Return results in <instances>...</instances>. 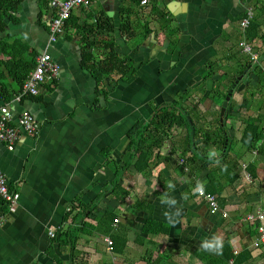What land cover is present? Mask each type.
Masks as SVG:
<instances>
[{
    "label": "crops",
    "instance_id": "1",
    "mask_svg": "<svg viewBox=\"0 0 264 264\" xmlns=\"http://www.w3.org/2000/svg\"><path fill=\"white\" fill-rule=\"evenodd\" d=\"M142 1L103 0L87 9L75 8L70 25L55 43L49 42L47 22L44 28L37 21L34 0H25L17 15L20 23L8 26L6 34L20 37L28 46L27 60L34 64L38 54L49 53L59 71L52 84H44L37 96L22 97L19 103H11L17 85L0 72V82L11 91L8 101L0 98V106L10 103L13 124L27 110L40 125L34 135L20 130L12 151L0 142V169L9 189L19 196L15 211L5 214L0 225V264H202L203 254L221 256L199 248L200 241L214 234L234 252L253 250L257 235L245 215L264 211L260 199L264 190L248 187L243 176L232 186L226 184L218 201L227 212L224 219L211 214L193 192L197 181L207 179L204 166L197 170L174 164L168 138L155 152L151 167L140 173L130 143L158 108L175 104L174 96L195 93L207 63L219 61L220 56L235 60L233 48H240L241 42L251 47V55L260 57L264 42H248L239 23L251 12L250 20L256 19L263 32L264 0ZM102 15L114 24L109 41L119 58L130 59L135 73L125 80L111 74L98 86L81 66V37L93 39V30L84 33L83 27L95 26ZM122 20L132 22L136 36L126 38L121 33ZM168 29L174 34L169 35ZM100 44L92 43V52ZM217 85L208 80L209 91ZM215 99L212 109L217 108ZM240 152L241 166L248 164L250 156L244 159L245 151ZM256 156L257 185L263 187L264 152ZM169 182L174 190L168 189ZM117 183L129 192L120 201L111 194ZM163 193L175 198L182 209L178 222L165 219ZM66 229L73 234V251L49 236L50 231L56 236ZM111 237L115 249L109 251L105 239ZM253 256L247 264L264 263L258 250Z\"/></svg>",
    "mask_w": 264,
    "mask_h": 264
},
{
    "label": "trees",
    "instance_id": "2",
    "mask_svg": "<svg viewBox=\"0 0 264 264\" xmlns=\"http://www.w3.org/2000/svg\"><path fill=\"white\" fill-rule=\"evenodd\" d=\"M24 1L25 0H0V72L5 73L17 85L19 90L18 92L14 91V94H18L21 91L27 75L34 66L33 62L31 60H27L26 58L28 46L22 43L19 38H14L6 34L10 24L17 25L20 23V18L17 15L19 14L21 5ZM51 1L52 0H34L38 9L37 21L39 25L44 28H47L46 17L47 14L49 15V11L51 10L49 7ZM262 10L264 12V7ZM71 20L72 16H70L66 22V26L70 25ZM254 20L255 19L250 20L249 26L244 33V37L251 43L257 39L264 42V34H261L260 26ZM95 23V26L84 25L83 27L84 33L90 34V32L86 30L91 29L93 30L92 33H94V36L92 40H90L89 37L86 39L81 37V41H83L81 42V66L92 74L94 79L97 81L98 86L103 85L104 82L110 78L111 74L120 75V79L124 80L131 78L135 73V69L131 65L130 59L119 58L117 52L115 51L114 43H112L111 40L109 41L110 35L114 32V24L109 19H103V15L98 17ZM135 28L136 27L132 24V22H129L128 20H122L120 24V31L124 36H126V38H133L136 36ZM95 34H97V37ZM168 34H174V30L168 29ZM92 43L96 44V46L101 43L100 47H97L96 53L92 52ZM210 63L212 62L207 63L205 67L206 74L204 75L203 80H210L216 83V81L218 82L221 78L220 75L212 68V64ZM214 63L217 62H213V64ZM245 70L247 71V77L244 78V82H242L245 83V85L240 93L247 91L251 86V83L247 80L252 74L255 77L257 76L255 82V86H257L254 93L260 96L261 99L258 101V105L255 106L256 116H249L243 121L244 127L241 130L238 142L244 147L245 152L249 153L256 151L257 154L261 155V153L264 152V87L261 86L264 85V75L262 74L260 64L257 65L251 59L246 62L244 67L241 65V71L237 76L242 75ZM216 76H218L217 80L215 79ZM237 76L230 82L228 90L223 95V101L231 89L234 90L235 87L239 86H235ZM10 93L11 91L9 87L0 82V98L8 101V98L11 96ZM232 93H234V91ZM254 93H250L249 98L244 97L242 99L239 106H237L236 111L238 113L245 109L251 110V107L254 106ZM209 94L210 91L208 90L204 98L207 99ZM184 96V103L189 100V97L191 98L188 93H184ZM231 97L232 94L230 95V99ZM229 106L230 100L228 102L223 121L220 122L219 116L216 118L215 125L217 127V131L214 133H211L208 130L210 126H206L205 129L196 130L194 121L190 117L188 118V115L191 112L189 110L186 111L185 107H183V109L181 107H176L173 104L171 106L158 108L147 124L140 125L135 139L130 143L131 146H135V169L142 173L150 168L155 152L161 149L160 147L164 144L166 139H170L172 137V130L180 129L181 131H184L185 134L183 140L180 142V149L178 148V150L181 151L182 157L186 156L185 167H193V169L202 170L204 166V170L207 171V179L204 182L205 192L214 195L217 198V201L220 202L222 200L220 195L224 186L226 184L232 186L242 177L241 171L237 170V168L239 169L240 167L239 161L242 157H236V162L231 166V168L229 167L230 169L224 168L222 164L226 163L225 160L229 156L228 150L230 144H232V140H230L226 131V122L230 119L228 111ZM197 134L203 139L196 138ZM211 149H215L218 152L221 161L219 168L217 167V170H214L215 172H212L208 168V163L212 162L208 160L207 153ZM176 150L177 149L172 148L171 154H175ZM199 162H202L201 165H197ZM254 163L255 162L253 161L249 162L245 168L246 173L253 179V181L258 180ZM218 172L221 174L218 175ZM111 194L120 201L125 199L129 195V192L117 183ZM104 216L106 218H113L111 214H104ZM249 227L253 229L252 225H249ZM253 231L256 233L255 229H253ZM55 240L64 246H69L72 251L74 250L73 234L70 229L59 231L55 236ZM111 240L113 243V249H115L114 237H111ZM255 240L256 237L253 241ZM253 250H258L260 257L264 256V253L259 249L253 248ZM253 250L245 249L241 252H234L226 244L223 248V254L220 257L214 258L210 255L203 254L200 257V261L202 264H228L229 261H232L233 264H247L254 258Z\"/></svg>",
    "mask_w": 264,
    "mask_h": 264
},
{
    "label": "built area",
    "instance_id": "3",
    "mask_svg": "<svg viewBox=\"0 0 264 264\" xmlns=\"http://www.w3.org/2000/svg\"><path fill=\"white\" fill-rule=\"evenodd\" d=\"M103 0H52L50 2V9L52 10L50 25H49V42L55 43L57 38L62 36L65 32L66 22L71 16L72 10L75 8L90 7L92 3L101 2ZM147 0H143L142 4H146ZM252 13L249 12L240 23V29L245 32L249 26ZM243 52L249 54L253 61L257 60V56L251 55V47L244 42H241ZM58 66L53 62L49 53H40L34 58L33 70L27 75L21 91L13 97L11 103H19L22 97L37 96L41 87L46 84H52L58 77ZM40 125L35 120L33 115L27 111L22 110L17 117L16 124H13L12 114L10 112V103L0 106V142L4 143L9 151H12L19 139L18 132L21 130L29 135H34L39 131ZM180 164H183L181 160ZM246 174V179L250 176ZM209 208L211 214H220L223 218H227V213L219 206L217 198L204 191L201 195L197 193ZM19 196L16 192L9 189L8 181L0 169V225L5 221V214L13 213L18 203ZM6 210V213H4ZM248 225H252L256 232V240L253 242L252 247L259 249L264 253V211L258 210L256 214H248L245 217ZM117 220H114L116 223ZM51 238L55 237L53 231H50ZM49 232V233H50ZM109 251L113 249V243L110 238L105 239ZM228 264H233L229 261Z\"/></svg>",
    "mask_w": 264,
    "mask_h": 264
},
{
    "label": "rangeland",
    "instance_id": "4",
    "mask_svg": "<svg viewBox=\"0 0 264 264\" xmlns=\"http://www.w3.org/2000/svg\"><path fill=\"white\" fill-rule=\"evenodd\" d=\"M257 11H255V13L257 15L260 14V11H258V12ZM254 21L258 23V21L256 19ZM261 21H263L262 22V25H263L262 28H264V17H262ZM262 30L264 32V29H262ZM263 32H261V34ZM16 38H20V37L16 36ZM233 50H235V54H236L235 60L223 59L224 57L220 56L221 59L219 61L217 59L211 61L212 63H210V64H212V68L217 72V74L220 75L221 80H219L218 82L216 81V84L218 83L217 88H215L214 91H210V94H209L207 99H205L204 96L206 95V92L208 91V89L210 87H208V81H204V80L202 81V85L200 84V85H197L196 88H193V90H196L195 93H193V92L188 93V95L191 96V99H190L189 104H187V103L185 104V106L187 105L186 106L187 108L185 106H183V103L185 100L184 94L174 96V100L177 102L176 104H174V106L181 107V108L185 107L186 111L189 110L191 112L188 115V118L190 117L194 121V125H195L196 130L205 129L206 126H208V127L210 126L208 130L211 133H214L217 131L215 121H216V118L218 116L220 117V108H221V105L223 103V95L228 90V87L230 86V82L240 73L241 65L244 67L246 62L251 59L250 55L242 52V47L239 48L236 45V47L233 48ZM252 53H254V51ZM263 54H264V51H262L260 53V57H258L256 61H253L252 59L251 60L254 63H256L257 65L260 64L262 74L264 75V58H263L264 56H263ZM213 62H217V63L213 64ZM218 76H216V78H215L216 80L218 79ZM256 77L252 74L248 77L247 81L249 83H251V86L248 88V90L246 89L247 91L240 93L243 90L242 89L240 92H238V88L242 83H240V85L233 90L234 93H232V97L230 99V106H229V110H228L230 119L227 120V122H226V131H227L229 138L233 137L234 141H231L232 145H231V147H229V150H228L229 156L225 160L226 163L225 164L222 163L224 168H229V167L231 168V166L234 165V163L236 162L235 155L237 157H240L238 153L240 151H241L240 153H242V151H244L243 150L244 147L238 142L239 136L241 135V130L244 127L243 121L249 116H251V117L256 116V107L255 106L258 105V101L261 99L260 96H258L257 94L254 93L256 91V86H257V85L255 86ZM261 86L264 87V85H261ZM259 87H260V85H259ZM250 93L255 94V97L253 98L254 106L251 107V110L245 109V110H242L238 113L236 111L237 106H239V104L241 103V101L244 97L249 98ZM213 98H216L214 101V102H216V104L217 103L220 104V105L217 104L216 109L211 108V104H212L211 101L213 100ZM191 103H193V105H191ZM171 134H172V137L169 140H172V141H171V144H169V146L171 145V147H173L174 149H177V148L180 149V140H181L180 137L182 135H184L185 132L181 131L180 129H174V130H172ZM209 137H211V136H209ZM196 138H201V136H199L197 134ZM201 139H203V138H201ZM256 154H257L256 151H252V152H250V154L247 152H244L242 156H244L243 157L244 159H249V156H250V160H248V161L252 162L253 160H255V158H258V156H256ZM173 160H174V164H176V165H177V163L180 164L181 160L183 161V164H186V158L182 157L180 150H179V152H175ZM241 162H243V161H239L240 167H239V169L237 168V170L241 171V175L243 176V183H246L248 185V187L254 188V190L257 192L264 190V186L262 187V186L257 185L258 180L253 181L252 178H250L248 180L246 179L245 168H246L247 162L245 164H243V166H241ZM208 164H209L208 166L210 167L212 172H215L214 170H217V167L219 168V166H217L215 164H212V163H208ZM214 175H217V174H214ZM263 185H264V183H263ZM258 196H259V194H258ZM260 199H261V201H262V199L264 200V195H263V198L261 196ZM256 209H258V208H256ZM261 211H262V209H261ZM251 212H252V214L257 213V211H255V210L251 211ZM251 212L249 211L245 215V217L248 214H250Z\"/></svg>",
    "mask_w": 264,
    "mask_h": 264
},
{
    "label": "clouds",
    "instance_id": "5",
    "mask_svg": "<svg viewBox=\"0 0 264 264\" xmlns=\"http://www.w3.org/2000/svg\"><path fill=\"white\" fill-rule=\"evenodd\" d=\"M207 158L210 162L219 166L221 164L218 152L215 149H211L207 153ZM168 189L174 190L175 185L171 182L167 185ZM205 191V184L202 181H197L196 187L193 189L194 193L203 194ZM182 199H187L186 194H182ZM161 204L165 206V211L163 215L165 219L169 222H178L180 216L182 215V209L177 207V200L168 195V193H163L161 198ZM51 235V232L49 233ZM199 248L212 255H222L224 248V241L218 235H212L211 237L200 241Z\"/></svg>",
    "mask_w": 264,
    "mask_h": 264
},
{
    "label": "water",
    "instance_id": "6",
    "mask_svg": "<svg viewBox=\"0 0 264 264\" xmlns=\"http://www.w3.org/2000/svg\"><path fill=\"white\" fill-rule=\"evenodd\" d=\"M172 12H173V11H172ZM50 19H51V15L49 14V15L47 16V26L50 25ZM239 80H241V77H238V78L236 79L235 84H237ZM244 85H245V83H242V84L239 86V88H238V92H240V91L243 89ZM232 92H233V89L230 90L229 94L225 97V99H224V101H223V103H222V105H221V108H220V122L223 121V117H224V114H225L226 108H227V106H228V102H229V100H230V95L232 94ZM192 133H193V132H192Z\"/></svg>",
    "mask_w": 264,
    "mask_h": 264
},
{
    "label": "flooded vegetation",
    "instance_id": "7",
    "mask_svg": "<svg viewBox=\"0 0 264 264\" xmlns=\"http://www.w3.org/2000/svg\"><path fill=\"white\" fill-rule=\"evenodd\" d=\"M246 73H247V71L245 70V71L243 72L242 75L238 76V77H241V80H239L238 83L235 84V86H236V85H240V82H241V83L244 82V78L247 77V74H246ZM238 77H237V78H238ZM235 81H236V80H235ZM235 88H236V87H235Z\"/></svg>",
    "mask_w": 264,
    "mask_h": 264
},
{
    "label": "bare ground",
    "instance_id": "8",
    "mask_svg": "<svg viewBox=\"0 0 264 264\" xmlns=\"http://www.w3.org/2000/svg\"><path fill=\"white\" fill-rule=\"evenodd\" d=\"M39 94V93H38ZM28 97V96H27ZM30 97V96H29ZM31 97H33V96H31ZM208 208V207H207ZM259 210V209H258ZM261 210V209H260ZM251 212V211H250ZM227 213V212H226ZM225 219V218H224ZM246 222V221H245ZM253 243V242H252Z\"/></svg>",
    "mask_w": 264,
    "mask_h": 264
}]
</instances>
